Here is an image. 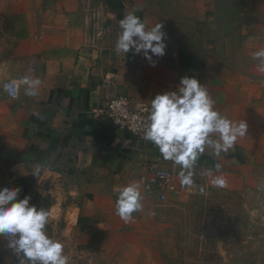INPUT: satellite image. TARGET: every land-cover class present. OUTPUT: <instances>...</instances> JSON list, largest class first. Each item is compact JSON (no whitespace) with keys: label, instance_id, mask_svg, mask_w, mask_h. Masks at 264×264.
I'll list each match as a JSON object with an SVG mask.
<instances>
[{"label":"crops","instance_id":"0c3cea01","mask_svg":"<svg viewBox=\"0 0 264 264\" xmlns=\"http://www.w3.org/2000/svg\"><path fill=\"white\" fill-rule=\"evenodd\" d=\"M139 16L162 25L167 47L155 66L142 54H117L119 21ZM264 0H0V81L39 78L34 97L0 99V188L49 212L48 235L62 242L69 264H216L218 189L264 198ZM196 77L214 109L247 131L233 149L198 158L194 186L164 202L144 192L147 165L168 168L151 142L134 141L92 116L123 96L150 106L157 94ZM216 164L220 170L216 171ZM222 176L226 184L212 180ZM138 182L143 210L125 223L115 214L117 189ZM43 205L45 207H43ZM17 257L0 236V264Z\"/></svg>","mask_w":264,"mask_h":264},{"label":"clouds","instance_id":"9594fccd","mask_svg":"<svg viewBox=\"0 0 264 264\" xmlns=\"http://www.w3.org/2000/svg\"><path fill=\"white\" fill-rule=\"evenodd\" d=\"M121 29L115 52L125 56L142 54L152 66L153 56L165 55L166 36L157 23L146 29L145 23L135 13H128L119 21ZM252 58L257 68L264 72V48L255 51ZM41 81L25 75L18 80L0 84L4 93L13 100L24 89L27 96L38 94ZM143 139L153 143L166 161L179 166L181 186H194V167L206 147L213 155L228 153L239 137L247 131V124H236L214 109V101L206 87L194 76H184L176 91L157 94L150 102ZM216 171L220 165L216 164ZM212 183L219 187L226 184L222 176ZM20 188H0V236L7 238V248L17 257L18 264H69L65 246L46 232L50 215L47 210L30 204L31 197L19 198ZM115 202V214L125 223L134 219L133 213L143 210V193L138 182L119 188Z\"/></svg>","mask_w":264,"mask_h":264},{"label":"rangeland","instance_id":"374dc122","mask_svg":"<svg viewBox=\"0 0 264 264\" xmlns=\"http://www.w3.org/2000/svg\"><path fill=\"white\" fill-rule=\"evenodd\" d=\"M2 76L0 70V81ZM218 190L222 194L213 200L212 222L216 223L214 233L219 242L216 247L204 246L202 252L215 254L216 264H264V198L240 188Z\"/></svg>","mask_w":264,"mask_h":264},{"label":"built area","instance_id":"2783aa9c","mask_svg":"<svg viewBox=\"0 0 264 264\" xmlns=\"http://www.w3.org/2000/svg\"><path fill=\"white\" fill-rule=\"evenodd\" d=\"M7 97L12 99L8 95ZM148 108L150 106L145 103H132L126 97L116 96L93 109L91 113L93 117L107 122L114 132H128L134 141L146 143L149 141L143 139V133L148 115L145 109ZM146 170L152 175L144 183L143 188L147 195H155L159 201L164 202L169 195L179 193L176 182L177 166L171 164L168 168H157L156 165L149 164Z\"/></svg>","mask_w":264,"mask_h":264}]
</instances>
